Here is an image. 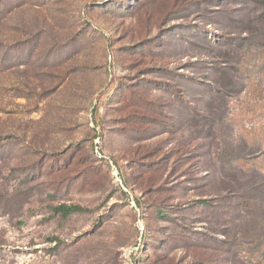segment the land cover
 <instances>
[{
  "label": "rangeland",
  "instance_id": "374dc122",
  "mask_svg": "<svg viewBox=\"0 0 264 264\" xmlns=\"http://www.w3.org/2000/svg\"><path fill=\"white\" fill-rule=\"evenodd\" d=\"M0 264H264V0H0Z\"/></svg>",
  "mask_w": 264,
  "mask_h": 264
},
{
  "label": "trees",
  "instance_id": "16d2710c",
  "mask_svg": "<svg viewBox=\"0 0 264 264\" xmlns=\"http://www.w3.org/2000/svg\"><path fill=\"white\" fill-rule=\"evenodd\" d=\"M198 202L206 203V200H198ZM58 209L59 211H61L63 215H67L69 213H74L82 210L81 206L79 205H65V204L59 205Z\"/></svg>",
  "mask_w": 264,
  "mask_h": 264
}]
</instances>
